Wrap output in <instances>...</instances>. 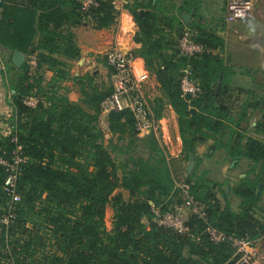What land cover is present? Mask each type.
Instances as JSON below:
<instances>
[{"label": "trees", "instance_id": "obj_1", "mask_svg": "<svg viewBox=\"0 0 264 264\" xmlns=\"http://www.w3.org/2000/svg\"><path fill=\"white\" fill-rule=\"evenodd\" d=\"M97 2L84 11L79 0H0V47L12 54H37L35 72L30 74L25 62L10 85L14 112L8 123L12 129L0 135V155L8 157L19 144L27 158L17 179L21 201L16 217L0 226V264H231V240L213 241L207 227L228 237L259 240L264 234L262 193L258 194L264 182V140L241 131L249 109H258L259 103L248 102L237 118L232 115L235 73L223 56L214 53L224 48L225 39L200 23L186 28L181 19L188 7L197 11L196 2L187 0L176 7L164 0L154 4L134 0L126 5L138 26L134 40L141 44L133 54L144 60L162 93L154 98L152 114L158 120L166 104L173 107L184 159L195 153L200 142L212 139L214 151L238 161L235 168L242 159L252 163L231 186L202 169L204 157H200L185 180L191 185L190 194L205 205L206 217L191 215L186 235L163 225L151 226L153 206L166 210L182 200L166 148L155 132L143 138L137 135L129 109L107 115L111 137L106 138L99 119L101 102L112 93V84H99L91 72H71L81 49L74 34L62 29L64 24L91 22L101 29L117 20L114 0ZM185 29L205 46L204 52L188 56L180 51L178 42ZM187 67L201 87L189 101L180 86ZM46 71L53 72L49 81L44 78ZM67 81L78 87L79 102L69 98ZM32 94L45 102L28 107L23 99ZM260 110L262 117L254 130L264 136V107ZM13 136L17 143L12 142ZM5 176L0 164L1 214L9 199L3 190ZM119 188L128 190L130 197L118 192ZM218 193L227 200L225 207ZM230 195L240 199L238 211L232 209ZM109 206L113 209L111 228L106 223Z\"/></svg>", "mask_w": 264, "mask_h": 264}, {"label": "crops", "instance_id": "obj_2", "mask_svg": "<svg viewBox=\"0 0 264 264\" xmlns=\"http://www.w3.org/2000/svg\"><path fill=\"white\" fill-rule=\"evenodd\" d=\"M152 1L154 4L157 0ZM164 1L168 5L174 4L176 7H181L186 4L187 0ZM189 1L197 3V11L196 7L190 9L188 7L187 10L182 12V14L193 12V16L188 25L183 21L181 14L184 26L189 28L191 23H200L206 29L217 32L225 39L224 48L222 50L216 49L214 53L223 56L226 63L235 73L232 83V99L230 101L232 115L237 118L240 109L248 102L255 101L257 104L259 103L258 109H249L248 115L250 117L248 121L241 123V131L244 129L246 135L264 140V136L256 134L254 130L255 124L262 117L260 109L264 107V0H255L254 15L252 17L233 22L226 20L229 0ZM133 2L134 0H114L115 7L118 10V17L116 22L108 28L97 29L93 27L91 22H83L77 25L64 24L62 29H69L74 34L75 41L81 49L80 59L73 62L72 75H83L91 72L88 71L90 68H95L97 65H104L105 70H108L112 76V69L106 64L105 60H103L104 62H98V59H104V53L116 45L131 52L140 47L141 44L134 40L138 26L134 17L126 8L127 4H132ZM142 11L146 10L143 9ZM39 39L40 34L36 36L35 43ZM24 55L26 62L27 55ZM137 62L139 64L138 70L140 71L141 64L145 67V63L141 57H137ZM98 69L103 71V67ZM21 70L15 64L14 53L12 54L5 48L0 47V135H7L10 129L8 119L14 112V106L12 104L13 91L10 85L16 80L17 74ZM91 73L95 74L94 72ZM52 76V71H46L44 73L46 81H49ZM64 84L69 87V98L72 101L79 102L82 95L78 87L74 85V82L67 81ZM161 94L159 83L155 76L150 74L149 79L144 85V95L151 111L154 98ZM158 121L159 128L155 131V134L160 144L166 148L169 154V160L176 182H179L177 176H180L182 171L186 170L185 178L190 175L195 169L200 157H204L201 164L202 169H209L213 178L221 181L227 180L231 186L235 185L239 178L245 176L246 170L252 164L247 159H242L239 166L235 168L238 161L227 159L222 151H214L212 139L200 142L196 146L195 153L190 154L189 159L186 160L183 155V141L179 130L178 116L170 104L165 105L163 116ZM169 123L174 127V140L170 133ZM114 140H116V137H114ZM147 152L148 150L145 149L144 154L148 155ZM209 154L213 155L206 156ZM191 160H194V166L192 167ZM260 185L261 190L258 194L262 193L260 204L264 208V182H261ZM117 191L122 192L124 196H126L127 192V195L130 197L128 190L119 188ZM218 197L221 205L225 207L227 200L219 193ZM229 197L232 209L238 211L240 199L235 195H230ZM106 223L108 228L112 227V223L110 225L107 219ZM263 238L264 234L259 239V243L262 242ZM260 251L262 252V249ZM254 264L262 263L256 261Z\"/></svg>", "mask_w": 264, "mask_h": 264}, {"label": "built area", "instance_id": "obj_3", "mask_svg": "<svg viewBox=\"0 0 264 264\" xmlns=\"http://www.w3.org/2000/svg\"><path fill=\"white\" fill-rule=\"evenodd\" d=\"M84 11L93 6H97V0H79ZM255 0H229L227 4L226 20L229 22L240 19L250 18L254 15ZM178 47L180 51L188 56H194L205 51V46L194 41L193 33L185 29L179 39ZM106 64L112 69V87L113 91L101 102V115L99 125L104 131H108L107 115L111 111L129 109L135 118V129L139 137H145L159 128V121L153 116L151 109L144 95V85L149 79L148 70L141 64V70H138L137 57L131 51H127L116 45L104 53ZM26 62L30 69V74L35 72L37 67V54L27 55ZM191 67L183 71L181 78V91L183 96L190 98L197 96L201 92V87L192 75ZM23 102L30 108L37 107L45 102L41 96L32 94L24 97ZM10 127L9 131H11ZM12 142L17 143V137H12ZM0 149V153H1ZM5 153V152H3ZM26 156L23 154L22 146L17 144L10 152L8 157L0 155V164L6 170V176L3 182V190L8 195L6 210L0 213V226L8 225L16 217L17 204L21 201V195L17 191V179L22 167L26 162ZM177 188L181 191V203L175 204L169 209L163 210L160 206H153V220L159 225H163L177 234H189L190 228L187 221L191 215L200 218L206 217L205 205L195 199L190 194V183L186 180L176 182ZM211 239L215 242L231 240L234 248V257L231 264H254L260 261L264 264V255L260 251L259 240H253L249 237L227 236L224 232L217 230L213 226L207 227ZM199 240V238H196Z\"/></svg>", "mask_w": 264, "mask_h": 264}, {"label": "rangeland", "instance_id": "obj_4", "mask_svg": "<svg viewBox=\"0 0 264 264\" xmlns=\"http://www.w3.org/2000/svg\"><path fill=\"white\" fill-rule=\"evenodd\" d=\"M74 66H76V64H74ZM100 67H103V71H101V70L98 69ZM104 67H105L104 65H97L95 68H90L88 71H91V72H94L95 73L97 82L99 84H106L108 86V85L112 84V76H111V74H110V72L108 70H105ZM95 70H97V71H95ZM169 127H170L171 136H172V138L174 140V127H172L171 124H170ZM107 133H108V131H107ZM109 137H111V134L108 133L106 135V138H109ZM185 171L186 170L182 171L180 173L181 175L180 176H177L178 181H182L185 178ZM125 197L126 198H129V195H127V192H126V196ZM112 218H113V209H112L111 206H109L108 209H107L106 219H107V222L110 225L112 223ZM259 245H261L260 248L262 249V253L264 255V238H263L262 242L259 243Z\"/></svg>", "mask_w": 264, "mask_h": 264}, {"label": "water", "instance_id": "obj_5", "mask_svg": "<svg viewBox=\"0 0 264 264\" xmlns=\"http://www.w3.org/2000/svg\"><path fill=\"white\" fill-rule=\"evenodd\" d=\"M192 16H193V12L184 13V14H182V19H183V21L188 25L189 22H190V19L192 18ZM14 61H15V64H16L19 68L23 69L22 66H23V64H24V62H25V55H24V53H22V52H20V51H15V52H14ZM192 110L194 111V109H192ZM234 162H236V161H234ZM192 166H194V160H191V167H192ZM191 167H190V168H191ZM260 190H261V185H260V187H259V189H258V193L260 192ZM144 221L146 222L147 219H144ZM150 225H151V226H157V225H158V222L155 221V220H152V221L150 222Z\"/></svg>", "mask_w": 264, "mask_h": 264}]
</instances>
